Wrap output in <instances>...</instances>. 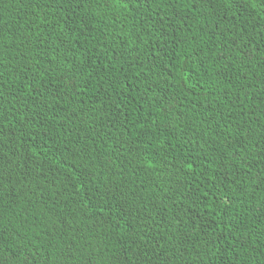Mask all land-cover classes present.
Instances as JSON below:
<instances>
[{"label": "trees", "instance_id": "obj_1", "mask_svg": "<svg viewBox=\"0 0 264 264\" xmlns=\"http://www.w3.org/2000/svg\"><path fill=\"white\" fill-rule=\"evenodd\" d=\"M0 264H264V0H0Z\"/></svg>", "mask_w": 264, "mask_h": 264}]
</instances>
